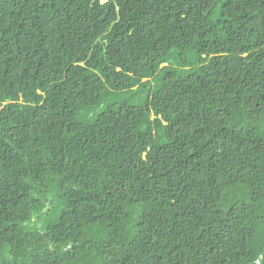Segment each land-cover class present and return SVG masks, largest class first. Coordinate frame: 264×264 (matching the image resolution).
<instances>
[{
  "label": "trees",
  "instance_id": "obj_1",
  "mask_svg": "<svg viewBox=\"0 0 264 264\" xmlns=\"http://www.w3.org/2000/svg\"><path fill=\"white\" fill-rule=\"evenodd\" d=\"M257 261L264 0H0V264Z\"/></svg>",
  "mask_w": 264,
  "mask_h": 264
},
{
  "label": "clouds",
  "instance_id": "obj_2",
  "mask_svg": "<svg viewBox=\"0 0 264 264\" xmlns=\"http://www.w3.org/2000/svg\"><path fill=\"white\" fill-rule=\"evenodd\" d=\"M256 264H259V261H257Z\"/></svg>",
  "mask_w": 264,
  "mask_h": 264
},
{
  "label": "rangeland",
  "instance_id": "obj_3",
  "mask_svg": "<svg viewBox=\"0 0 264 264\" xmlns=\"http://www.w3.org/2000/svg\"><path fill=\"white\" fill-rule=\"evenodd\" d=\"M145 80V79H144Z\"/></svg>",
  "mask_w": 264,
  "mask_h": 264
}]
</instances>
